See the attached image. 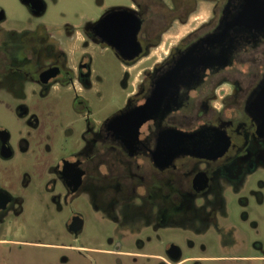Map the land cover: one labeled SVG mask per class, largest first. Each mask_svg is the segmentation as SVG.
Segmentation results:
<instances>
[{
    "label": "flooded vegetation",
    "instance_id": "1",
    "mask_svg": "<svg viewBox=\"0 0 264 264\" xmlns=\"http://www.w3.org/2000/svg\"><path fill=\"white\" fill-rule=\"evenodd\" d=\"M19 2L27 28L6 31L9 16L0 7V89L32 128L39 120L28 100L55 99L85 122L80 146L51 168L59 209L62 196L66 203L85 197L116 223L157 229L216 224L225 188L243 187L263 202L264 181L254 176L264 171V121L250 107L264 77V28L234 22L245 0H95L98 13L78 28L65 13L48 27L45 0ZM96 50L126 70L124 102L99 123L91 118ZM9 140L1 129L5 160L13 156ZM22 205L0 186L1 225L22 214ZM82 225L74 213L68 229L77 234ZM167 257L157 258L202 259L182 258L173 244Z\"/></svg>",
    "mask_w": 264,
    "mask_h": 264
},
{
    "label": "rangeland",
    "instance_id": "2",
    "mask_svg": "<svg viewBox=\"0 0 264 264\" xmlns=\"http://www.w3.org/2000/svg\"><path fill=\"white\" fill-rule=\"evenodd\" d=\"M45 1L48 11L41 20L48 27L59 26L62 13L76 28L98 13L95 0ZM110 2L128 3L106 0ZM0 7L9 16L2 24L6 31L9 25L27 28L29 15L19 0H0ZM94 55L99 95L91 101L95 112L91 118L99 123L124 102L126 89L120 82L126 70L107 51L96 50ZM58 103L52 98L28 100L39 120L32 128L16 115L9 93L0 89V130L10 133L13 150L10 159L0 157V186L23 199L22 214L0 224V264H162L157 257L168 258L171 244L181 251L182 258H202L200 264H264V190L263 202L257 203L243 187L239 192L225 188L223 207L212 226L170 224L155 229L137 220L116 223L87 205L85 197L66 203L62 196L59 209L53 201L57 188L51 190V168L59 159L70 158L80 146L85 122ZM258 176L264 181V171L254 177ZM74 213L83 222L77 234L68 229Z\"/></svg>",
    "mask_w": 264,
    "mask_h": 264
},
{
    "label": "water",
    "instance_id": "3",
    "mask_svg": "<svg viewBox=\"0 0 264 264\" xmlns=\"http://www.w3.org/2000/svg\"><path fill=\"white\" fill-rule=\"evenodd\" d=\"M234 22L239 26L264 28V0H245ZM250 109L264 121V77Z\"/></svg>",
    "mask_w": 264,
    "mask_h": 264
},
{
    "label": "crops",
    "instance_id": "4",
    "mask_svg": "<svg viewBox=\"0 0 264 264\" xmlns=\"http://www.w3.org/2000/svg\"><path fill=\"white\" fill-rule=\"evenodd\" d=\"M2 239H0V241H1ZM4 242H6V241H4Z\"/></svg>",
    "mask_w": 264,
    "mask_h": 264
}]
</instances>
